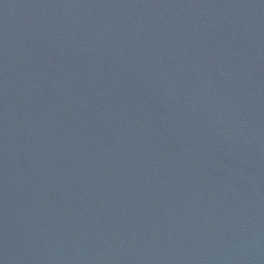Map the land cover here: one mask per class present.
<instances>
[{
    "label": "water",
    "instance_id": "1",
    "mask_svg": "<svg viewBox=\"0 0 264 264\" xmlns=\"http://www.w3.org/2000/svg\"><path fill=\"white\" fill-rule=\"evenodd\" d=\"M0 264H264V0H0Z\"/></svg>",
    "mask_w": 264,
    "mask_h": 264
}]
</instances>
